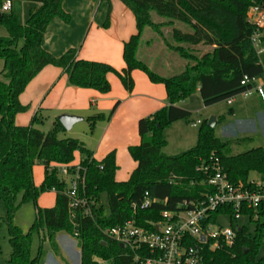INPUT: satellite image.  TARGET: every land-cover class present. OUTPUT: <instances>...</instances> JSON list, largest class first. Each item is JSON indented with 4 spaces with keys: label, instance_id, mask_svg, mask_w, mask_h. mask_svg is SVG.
Returning <instances> with one entry per match:
<instances>
[{
    "label": "trees",
    "instance_id": "trees-1",
    "mask_svg": "<svg viewBox=\"0 0 264 264\" xmlns=\"http://www.w3.org/2000/svg\"><path fill=\"white\" fill-rule=\"evenodd\" d=\"M3 1L0 0V7ZM23 1L35 4L23 23L12 11H0V24L7 32L6 36H0L3 62L0 70V200L6 210L10 264H38L41 242L47 239L55 250L54 236L58 232L77 239L80 264H102L96 259L108 264H139L134 258L136 255L146 257V250L121 246L107 237L103 229L132 220L136 226L152 231L161 220L162 211L185 209L184 202L197 203L214 193L215 189L207 182L215 166H219L234 185H247L252 173L264 179V150L257 147L230 154L231 144L215 137L207 120L200 122L193 147L174 155L162 151L166 145L164 130L174 121L190 116L188 110L177 105L179 102L196 92L203 106L233 98L243 90L239 84L242 76L263 71L250 43L253 27L245 17L248 0H119L132 12L136 25V33L123 43L125 66L120 70L103 62L78 59L74 48L59 57L49 54L41 47L48 24L54 18L64 23L70 19L62 9L63 0ZM151 12L163 21L154 22ZM161 27H169L168 37ZM146 28L151 29L152 36L143 40ZM157 42L162 45L161 54L173 53L183 61L176 73L162 74L154 69L162 68L158 61H145L146 51L141 47L149 48ZM204 45L208 51L197 49ZM47 65L60 68L70 86L93 89L100 94L110 91L108 73L114 74L127 92L133 89V70L143 72L151 83L164 86L166 105L137 121L139 144L127 149L135 167L125 181L115 180L114 151L95 160L92 151L79 140L59 138L64 129L57 119L46 133L35 127L42 123L38 114L33 115L28 125H16L15 116L26 109L20 104L19 95ZM118 103L113 104L106 119L111 117ZM89 119L93 126L105 116L98 114ZM75 153L77 163L85 171V197L93 202L91 216L79 211L70 216L63 194L65 183L56 169L50 168V164L74 163ZM37 164L43 166V179L38 186L33 181V167ZM52 188L55 189L54 205L38 207V197ZM144 192H148L151 205L133 209L132 203L139 204ZM101 194L106 195V209L100 202ZM25 202L34 205L35 220L23 233L11 223V218ZM229 211V207L216 208L209 212L206 221L215 223L220 215ZM243 212L254 225L252 231L241 226L240 231L235 230L232 245H221L213 250L204 246L206 263L264 264L260 253L264 247V203ZM231 227L234 229L232 224ZM33 237L40 241L34 255L31 252Z\"/></svg>",
    "mask_w": 264,
    "mask_h": 264
},
{
    "label": "crops",
    "instance_id": "crops-1",
    "mask_svg": "<svg viewBox=\"0 0 264 264\" xmlns=\"http://www.w3.org/2000/svg\"><path fill=\"white\" fill-rule=\"evenodd\" d=\"M10 1V11L17 16L20 23H23L29 10L35 4L23 0ZM62 9L69 14L70 19L67 23H64L62 20L54 18L48 24L41 41V47L45 51L54 57H59L68 49L74 48L78 59L103 62L116 70L124 68L125 64L122 59L123 43L136 33L135 18L129 9L119 0H63ZM105 24L107 25L104 26ZM131 77L133 89L131 92H127L118 78L114 74L108 73L106 79L110 85V91L106 94H100L93 89L70 86L66 75L60 68L47 65L28 82L23 92L19 95L18 100L21 105L26 106V109L18 113L14 121L16 125L26 126L33 115L38 114L40 109H56L57 114L78 116L81 111L89 106L103 110L112 107L116 101H119L114 111L113 119L106 126L96 148L89 149L86 147L92 151V157L97 161L101 160L108 152L114 151L115 164L117 166V148L125 147L128 149L129 146L139 144L138 119L146 117L166 105V93L163 85L151 83L147 76L139 70H133ZM193 95L199 94L196 92L191 96ZM242 98L244 101L237 106V109L241 107L244 110L246 109L245 114H248V118L245 119L252 123V127L250 126L248 129L252 128L255 130V127H257L264 131V107L259 99L255 94L246 97L242 96ZM185 100L177 105L188 110L191 115L190 109L186 107ZM232 104L233 100L230 106ZM125 106L127 107L125 113L127 117H124L125 121L120 123L119 130L120 135L124 134L126 137L117 147L115 144L117 137L115 132H119V130H113L112 124ZM230 110L233 111L232 108ZM190 117L174 121L164 131V134L167 130V134L173 135L174 148L180 150L179 152L193 147L192 145L196 143L197 132L192 134L188 127L195 128L199 124H196V126H192V124L200 120L190 121ZM107 133H110L115 140L113 137L108 136ZM165 154L174 155L177 153ZM77 162L78 154L75 153L74 163ZM133 163L135 167V162L133 161ZM48 193L53 194V200L46 207H52L55 201L54 192L50 191ZM71 238L75 239L65 232L56 233L54 236L55 250L51 248L47 239L42 241H47L48 243L49 247L46 250V256L51 259V262L71 264L69 258L76 254L80 264L78 241L75 239L76 244ZM38 264H48V262L40 255Z\"/></svg>",
    "mask_w": 264,
    "mask_h": 264
},
{
    "label": "built area",
    "instance_id": "built-area-1",
    "mask_svg": "<svg viewBox=\"0 0 264 264\" xmlns=\"http://www.w3.org/2000/svg\"><path fill=\"white\" fill-rule=\"evenodd\" d=\"M248 1L245 17L247 23L253 27L250 43L263 71L258 75L242 76L239 84L243 90L239 95L246 97L255 94L264 107V60L261 59L264 55V0ZM10 9L11 1L4 0L0 11L6 12ZM231 101L232 98L226 100L227 104H231ZM196 124H200V121L192 126ZM50 168H55L57 175L65 183L63 194L67 198L70 216L77 211L84 216H91L90 204L93 202L85 197L84 169L78 163L54 164ZM246 182L247 185L231 184L219 166H215L214 173L207 182L215 189L214 193L197 203L184 202L185 209L162 211L161 220L152 231L127 220L122 224L104 228L103 233L123 246L146 250V257L135 256L134 261L139 264H209L204 260V246L213 250L221 245H232L235 230L241 227L235 226L233 229L232 222L241 216L248 219L243 210L255 209L264 203V179L250 175ZM51 191L55 192V189L52 188ZM151 201L148 192H144L139 204L132 203V208H148ZM219 207H229L230 211L220 215L215 223H208L206 219L209 212ZM219 219H225L230 225L219 224ZM262 255L264 256V251Z\"/></svg>",
    "mask_w": 264,
    "mask_h": 264
},
{
    "label": "rangeland",
    "instance_id": "rangeland-1",
    "mask_svg": "<svg viewBox=\"0 0 264 264\" xmlns=\"http://www.w3.org/2000/svg\"><path fill=\"white\" fill-rule=\"evenodd\" d=\"M152 20L154 22H162L163 19L157 16L154 12H151ZM180 26V24H177ZM162 31L164 32L165 36H169L170 29L169 27H161ZM7 32L6 29L0 24V36H6ZM152 36V31L150 28H146L143 33V40L150 38ZM163 49L161 43H154L152 47L146 48L145 46L141 47V50H145L144 59L148 63L154 61L162 66L154 68L155 70L159 71L162 74L171 75L177 72V68L182 64V60L173 53H160L159 50ZM197 49L201 52H206L209 50L207 46H198ZM144 51V52H145ZM159 54V55H158ZM159 56V58H155ZM150 57V59L147 58ZM147 58V59H146ZM264 60V55L261 57ZM3 62L0 60V70L2 69ZM119 100V99H117ZM233 104H227L226 100L217 102L210 106H203L199 95H193L189 99L185 100L186 107H188L191 111L190 121H196L197 119L200 121L208 120L210 117H214L216 119V123L213 127V133L215 137L220 139L223 142H229L231 144L229 153L232 155L243 153L247 150L261 147L264 150V131L260 130V128L255 127L256 129L253 130L248 129L250 126L252 127V123L246 121L248 118V114H245L244 108L237 109V106L240 103H243L244 99L241 95H237L232 98ZM232 108L233 111H230ZM260 109V106H259ZM111 107L108 109L100 110L98 107L89 106L87 109L81 111L80 115L77 117H81V121L75 122L69 130H63L59 134V138H73L77 139L84 144L85 147L89 149H95L97 144L99 143L101 137L103 136L104 130L108 123L113 119L114 112L108 119L107 116ZM127 111V107H123L119 114L116 116L115 121L112 124L113 130H119L120 123L125 121L124 117ZM56 109H40L38 112V116L42 118V123L35 126L37 129L46 133L50 130L51 125L55 119L60 114ZM124 113V114H123ZM98 114H103L105 116L104 120H97L95 124L92 126L89 122V118L94 117ZM233 114V116H232ZM71 115V114H69ZM76 116V115H75ZM244 120V121H240ZM255 122V121H254ZM188 125V124H187ZM186 125V126H187ZM188 127V126H187ZM188 127V130L194 134L198 132L199 125L195 128ZM121 131H123L121 129ZM165 131V130H164ZM168 131L164 134L166 138V145L162 148L164 153H178L180 150L174 148V139L172 134H167ZM108 136H111L110 133H107ZM167 134V135H166ZM116 140L113 136V139L116 141V145H120L123 142L124 138L126 137L124 134L120 135L119 132H115ZM112 141V140H111ZM105 142V141H103ZM193 144L192 146H194ZM117 169L115 171L114 177L117 181H125L130 173V171L134 167V163L125 147L117 148ZM54 164H50L52 166ZM43 176V166L41 164H37L33 167V181L36 186L41 183ZM251 176H256V174L252 173ZM20 197H17V202L19 201ZM53 200V194L45 192L42 193L37 201V206L40 208H47L46 206L49 205ZM100 202L103 207L106 209L107 206V198L105 194H101ZM6 210L0 200V264H10L8 262V257L11 251L9 242H8V228L7 223L5 221ZM35 220V208L31 202L21 203L20 206L16 209L13 217L11 218V223L20 230L25 233ZM219 224L229 226L225 219H219ZM232 226H245L248 228L249 231L253 229V223L250 222L246 217H239L236 221L232 222ZM71 240L77 244L76 240L71 238ZM61 241V240H60ZM40 241L38 237H33L32 239V255L35 254L36 249L38 248ZM48 243L47 241L41 242L40 246V255L43 256V259L48 262V264H56L51 262V259H48L46 256V250H48ZM77 248V247H76ZM264 251V247L260 249V253ZM49 253V252H47ZM72 257V259H71ZM69 259L71 264H79V260L77 255H72ZM51 258V257H50ZM50 262V263H49ZM97 262L102 264H108L107 262H103L97 259ZM60 264V263H59Z\"/></svg>",
    "mask_w": 264,
    "mask_h": 264
},
{
    "label": "water",
    "instance_id": "water-1",
    "mask_svg": "<svg viewBox=\"0 0 264 264\" xmlns=\"http://www.w3.org/2000/svg\"><path fill=\"white\" fill-rule=\"evenodd\" d=\"M81 120H82L81 117H77L75 115H69V114H60L57 117V121L60 123V125L64 130H69L75 122ZM215 123H216V119L214 117H210L207 120V126L210 128H213ZM236 230L240 231V228H237ZM201 239H203V236H201ZM120 245L123 246V244Z\"/></svg>",
    "mask_w": 264,
    "mask_h": 264
}]
</instances>
